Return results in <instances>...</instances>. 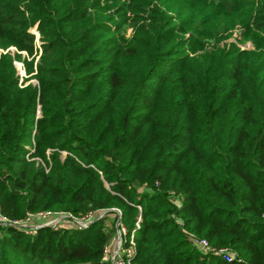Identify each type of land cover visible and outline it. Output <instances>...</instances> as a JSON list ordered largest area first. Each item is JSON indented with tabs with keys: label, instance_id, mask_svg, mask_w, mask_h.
I'll list each match as a JSON object with an SVG mask.
<instances>
[{
	"label": "trees",
	"instance_id": "16d2710c",
	"mask_svg": "<svg viewBox=\"0 0 264 264\" xmlns=\"http://www.w3.org/2000/svg\"><path fill=\"white\" fill-rule=\"evenodd\" d=\"M179 1L0 0V46L42 50L37 85L0 54L2 214L118 207L135 264H264V0ZM236 23L254 49L218 45ZM35 232L0 223V264H111L103 218Z\"/></svg>",
	"mask_w": 264,
	"mask_h": 264
},
{
	"label": "rangeland",
	"instance_id": "374dc122",
	"mask_svg": "<svg viewBox=\"0 0 264 264\" xmlns=\"http://www.w3.org/2000/svg\"><path fill=\"white\" fill-rule=\"evenodd\" d=\"M259 1L261 0H247V3H248V9L249 11H247V4L245 5V8L241 11V13L243 14L244 17H249V20L251 19V15L254 16V12H255V9L256 7L260 4ZM178 2H181L179 0L175 1V0H167V3L168 5H174V4H179ZM246 2V1H245ZM245 4V3H244ZM186 13L185 15H191V14H195V10L190 8V9H186L185 10ZM145 17V14L143 15ZM29 31H31L32 33L35 34L36 36V39H35V43H36V47H38V53L37 55H35V58L32 59V57H27L26 53L24 51H17L16 47L15 46H12V45H9L7 47H1L0 46V54L3 53H9L11 54L12 56L15 54V53H18L21 55V59H17V58H14L13 59V64L16 68V71H17V74L19 76V81L20 83L21 82H25L24 84H33V85H37L38 84V80L35 78V73H36V63L39 59V56L42 52L41 50V40H40V33L37 29V23H35L33 26H31L29 29ZM245 30V26L243 23H236L235 25H233L231 28H228L225 32H224V38H220L219 42H218V45L220 47H224V46H227L230 44V43H235L237 47H239L241 50H248V49H254V45H253V38L251 37H246V38H243V32ZM125 36L126 37H129L131 36L133 33H134V30L129 27L127 29V31H125ZM188 33H185V37H188ZM214 38H210L208 40H203L204 41V48H211L214 43H215V40H213ZM204 50H199L197 51L196 53H200V52H203ZM23 58H27L28 61H31L32 62V67H33V70L31 73H27V69H26V66H25V63L24 61L22 60ZM38 113H40V109H39V106H38ZM46 153L48 155L49 153V150H46ZM67 155V152L66 151H61L60 153V156L61 158L63 159L65 156ZM35 159L37 161H41V159H39L38 157H35ZM43 163V162H42ZM43 165L45 166L46 168V171H48L49 169L46 167V164L43 163ZM106 187H109V184L107 182L104 183ZM118 207H109V208H106V209H102V210H97L95 211L94 216L98 218H103V224L104 225H107V227H116L115 224H116V221L119 217H121V213H118L117 211ZM119 210V209H118ZM41 210H38L36 212H33V213H37ZM52 211L53 216L51 217V219H56V225L55 227L51 226V228H54V229H58V228H62V227H65V228H70V227H82V228H85L87 227V225H90V224H86L84 222V220H82V218L78 217H74L72 216L71 214L69 213H66L64 211H56V210H50ZM120 211V210H119ZM138 221L141 219L140 218V214L139 216L137 217ZM16 219H19V220H22L23 218H16ZM140 222V221H139ZM45 221H39L36 217L32 218L31 221H29V223H27V226H34L36 224H44ZM44 226V225H43ZM47 226V225H45ZM30 229V227H29ZM36 230H27L26 233L28 235H31L33 236L36 232ZM116 239H117V232H116V229H115V235L113 236L112 238V241L110 242V244H114L116 242ZM109 244V250L111 249V246ZM112 253V251L110 250V254ZM111 260V264H112V259Z\"/></svg>",
	"mask_w": 264,
	"mask_h": 264
},
{
	"label": "built area",
	"instance_id": "2783aa9c",
	"mask_svg": "<svg viewBox=\"0 0 264 264\" xmlns=\"http://www.w3.org/2000/svg\"><path fill=\"white\" fill-rule=\"evenodd\" d=\"M117 211L120 213L118 209ZM93 213H95V211L89 212L80 218H82L86 224H91L94 219L98 218V216L95 217ZM53 214L54 213H52L50 210H41L37 213L27 212L26 216L22 220H19L16 218L10 219L0 211V223L17 228H24L26 231H34L43 225L55 227L56 219H51ZM34 217H36L40 222L45 221V223L27 226V223H29V221H31V219ZM136 225L138 226V221ZM115 226L117 232L115 249L114 251L112 250V253L110 254L111 249L109 250V245L104 246V258L112 259V264H135L133 257L136 252V245L133 232L129 237H127V230L122 224L120 217L117 219ZM188 238L190 243L200 252L217 255L226 262H230L235 259V253L227 246L216 247L212 245L205 237L198 236L193 233H188Z\"/></svg>",
	"mask_w": 264,
	"mask_h": 264
},
{
	"label": "crops",
	"instance_id": "0c3cea01",
	"mask_svg": "<svg viewBox=\"0 0 264 264\" xmlns=\"http://www.w3.org/2000/svg\"><path fill=\"white\" fill-rule=\"evenodd\" d=\"M115 245H116V242H115L114 244H110V246H111V251H112V250L114 251V249H115Z\"/></svg>",
	"mask_w": 264,
	"mask_h": 264
}]
</instances>
